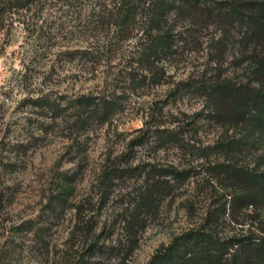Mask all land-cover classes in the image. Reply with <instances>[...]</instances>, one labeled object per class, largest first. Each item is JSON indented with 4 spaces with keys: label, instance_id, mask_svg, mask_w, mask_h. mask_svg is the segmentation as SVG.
<instances>
[{
    "label": "rangeland",
    "instance_id": "obj_1",
    "mask_svg": "<svg viewBox=\"0 0 264 264\" xmlns=\"http://www.w3.org/2000/svg\"><path fill=\"white\" fill-rule=\"evenodd\" d=\"M113 1L118 0H35L13 8L0 22V264H147L162 245L203 218L207 202L200 184L206 169L219 158V144L239 130L212 120L197 89L173 91L178 83L217 77L219 64L221 73L241 78L246 67L238 61L237 38L226 40L220 58L218 25L196 13H173L169 23L176 53L165 63L169 78L163 86L147 83L135 89L128 67L147 17L139 15L127 34L115 25L108 34L104 8ZM73 50L88 51L91 57L70 63L65 53ZM42 95L62 104L82 95L102 96L121 110L110 124L76 131L68 118L54 124L31 105ZM148 122L176 130L183 143L130 151L129 142ZM123 155L133 167L155 162L194 171V179L175 184L174 196L145 216L137 230L126 219L130 196L144 177H114L107 187L100 185L103 167ZM263 155L264 141L249 158L252 167L264 169ZM7 164L13 167L5 168ZM60 195L66 207L53 213L50 199ZM186 199L193 206H186ZM79 206L86 222L80 226ZM243 214L241 225L226 217L223 237L264 235V206ZM32 220V231L17 230ZM40 226L48 231L38 233ZM91 226L92 231H81Z\"/></svg>",
    "mask_w": 264,
    "mask_h": 264
},
{
    "label": "trees",
    "instance_id": "obj_2",
    "mask_svg": "<svg viewBox=\"0 0 264 264\" xmlns=\"http://www.w3.org/2000/svg\"><path fill=\"white\" fill-rule=\"evenodd\" d=\"M34 1L0 0V22H4L13 8H24ZM185 11L204 16L220 27L222 38L216 42L220 58L225 55L226 40L237 38L238 61L245 65L246 73L244 71L241 78L229 77L225 71L221 73L219 64L217 77L198 84L178 83L173 93L197 89L210 108L211 119L223 127L239 130V136L231 135L222 141L217 149L219 158L206 169L200 184L203 201L207 202L203 218L195 227L175 236L168 245H162L147 264H264V235L223 237L220 232L226 217L241 225L239 219L244 211L264 206V169L252 167L249 162L253 151L264 141V0H118L116 4L106 2L104 19L108 34L114 33V25L119 32L127 34L130 29L133 31L139 15H146L147 26L141 31L138 51L128 67L130 84L139 89L147 83L163 86L169 78L165 63L176 53L169 19L173 13ZM65 55L70 63L91 57L85 50H73ZM30 103L50 115L54 124L68 118L66 122L76 131L110 124L121 110L113 99L93 95H82L67 104L42 95ZM139 133L129 142L130 151L151 144L161 150L169 144L183 143L176 130L165 128L161 123L148 122ZM125 156L103 167L100 185L107 187L114 177L134 174L144 177L143 183L130 196L132 209L128 210L126 219V224L137 230L143 227L145 216L174 196L175 184L181 186L194 179V171L155 162L142 169L126 165ZM4 166L11 168L13 164ZM3 198L0 191V206ZM66 204L67 200L60 195L51 198L48 207L56 213ZM184 204L190 208L192 199H186ZM76 211L78 226L80 222L86 223L80 206ZM34 227L32 220L18 226L17 230L32 231ZM81 229L87 233L85 230L92 231V226ZM37 230L40 234L48 231L43 226Z\"/></svg>",
    "mask_w": 264,
    "mask_h": 264
}]
</instances>
